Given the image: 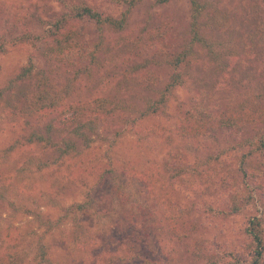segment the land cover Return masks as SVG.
<instances>
[{"label": "rangeland", "instance_id": "1", "mask_svg": "<svg viewBox=\"0 0 264 264\" xmlns=\"http://www.w3.org/2000/svg\"><path fill=\"white\" fill-rule=\"evenodd\" d=\"M86 1L114 18L126 10L107 0ZM196 1L201 6L197 18L189 0L165 5L139 0L121 31L103 27L98 33L88 26V38L100 36L107 49L103 67H91V78L79 67L56 71L53 77L68 89L69 101L110 96L120 101L119 112L99 122L87 134V144L75 140L69 156L59 158L43 141L23 146L33 131L44 135L45 122L9 123L10 110L0 106V167L9 178L0 185V264L253 260L248 234L253 219L260 220L264 238V153L250 154L245 141L254 139L245 130L214 129L212 137L188 139L180 126L198 87L205 88L208 104L217 110L264 108V50L256 37L251 40L256 7L264 6L263 0L254 8L250 0ZM0 9V87L26 65L33 70L18 85H29L35 73L51 80L42 55L49 23L66 13L60 0H0ZM211 14L221 17L220 27L213 25ZM163 38L179 53L191 47L194 61L165 107L151 113L148 105L157 103L173 72L156 57ZM152 74L157 83L147 79ZM56 136L58 146L67 142L65 134ZM9 148L13 152L3 159ZM175 169L184 171L173 179ZM256 169L260 177H245L244 172ZM249 192L240 211L230 213L234 198ZM82 204L84 211H77L75 206ZM167 214L178 222L180 233L190 231L186 241L166 235ZM74 220L100 243L74 244ZM131 253L136 257L132 261Z\"/></svg>", "mask_w": 264, "mask_h": 264}, {"label": "trees", "instance_id": "2", "mask_svg": "<svg viewBox=\"0 0 264 264\" xmlns=\"http://www.w3.org/2000/svg\"><path fill=\"white\" fill-rule=\"evenodd\" d=\"M107 1L115 6H126V10L118 18H114L104 15L86 0L67 2L60 0L66 13L54 18L49 23L50 28L45 32V49L42 55L49 69L51 80L42 73H35L31 77L32 79L29 85H18L19 82L23 84L24 79L29 78L33 70L32 65H26L18 71L12 80H8L6 85L0 87V106L4 105L10 110L7 116L9 123H17L20 120L28 122L30 119L36 121L38 125H41L43 121L45 122L44 135L39 136L33 131L29 137L24 138L22 142L23 146H30L32 143L43 141L54 148V153L59 155V158L65 155L69 156L76 147L75 140L79 139L87 144V134L93 133L99 122L107 121L108 118L117 116L120 102L117 98L104 96L85 102L81 100L69 101L68 98L69 96L71 97V94L68 89L57 85L53 77L56 71L79 67L91 78L89 75L90 72L87 71H90L91 67H95L96 69L100 67L102 63L101 57L107 54V49L101 41L100 36L94 41L88 38L89 35L85 31L88 30V26L95 27L98 33L101 32L103 27L121 31L127 22L128 14L139 0ZM171 1L156 0V3L165 5ZM189 1L191 10L194 13L193 17L197 18L200 14L201 6L196 0ZM262 3L264 5V0ZM255 4H257V0H250V7L254 8ZM0 12H2L1 9ZM256 12V17H254L256 24L253 26L251 40L253 37H256V43L262 51L264 50V6H257ZM210 20L216 27L221 26L222 20L218 15L211 14ZM159 45L157 47L156 57L163 61L162 64L172 68L173 72L164 84L157 103L148 105L147 109L148 111L151 110V113H156L157 110L165 107L169 98L173 96L175 88L183 84L185 76L190 75L189 70L194 61L192 49L189 46L184 47L179 53L175 50L173 44L165 38L162 39ZM212 53H214L213 55L215 57L221 56V53L219 54L213 51ZM101 67H103V64ZM147 79L151 84L157 83V76L155 74L150 75ZM204 89L198 87L190 94L189 106L186 105L187 109L184 114V122L180 126L182 137L188 139H197L201 136L212 137L215 132L214 129L234 130L237 132L245 130L247 133L251 132L253 135L252 138L254 139L253 142L250 136L245 141V143L252 147L249 151L251 152L250 154H263L264 108L255 110L240 109V111L231 109H225L224 111L217 110L208 104V100L206 99H208L209 94ZM62 133L66 135L67 142L63 146H58L53 141L55 139L54 135L60 136ZM12 152L13 148L5 150L3 152V159L8 157ZM38 169L40 170L42 167L39 166ZM175 171L174 173L171 171V177L173 179L177 178L184 170L175 169ZM192 171L195 172L197 170ZM244 173L246 175L245 177L253 179L260 177L257 174V169L250 173ZM8 179L5 168L0 167V185H4ZM259 189L262 190V188ZM238 195L235 194V196ZM241 195L243 199L239 197L234 198L229 210L230 213L235 214L239 212L241 209L240 205L246 203L250 198V192L246 193V196H244V193ZM261 203L264 210V202L261 201ZM75 207L77 211L82 212L86 205L82 204ZM210 211L211 208H209ZM166 217V235L170 237L171 241L174 239L179 242L186 241L190 231L180 233L182 230L178 222L173 221L169 214ZM250 224L251 227L248 230V234L252 238L251 248L253 260L247 264H260V259L264 251V238L260 228V220L255 218ZM70 236L74 244L82 242L86 247H94L96 243H100L99 239L95 235H92L91 231L87 230L79 220H74ZM127 248L132 252L130 247ZM40 249L41 255L44 256V247L41 246ZM135 258L131 253L129 259L132 261ZM126 262L124 261V263ZM219 263L220 260L215 257L207 261V264ZM142 264L167 263L145 261ZM232 264L241 263L236 261Z\"/></svg>", "mask_w": 264, "mask_h": 264}]
</instances>
